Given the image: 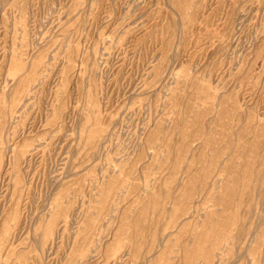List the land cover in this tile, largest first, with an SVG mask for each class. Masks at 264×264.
Returning <instances> with one entry per match:
<instances>
[{"label": "rangeland", "instance_id": "obj_1", "mask_svg": "<svg viewBox=\"0 0 264 264\" xmlns=\"http://www.w3.org/2000/svg\"><path fill=\"white\" fill-rule=\"evenodd\" d=\"M6 146L0 264H264V0H0Z\"/></svg>", "mask_w": 264, "mask_h": 264}, {"label": "bare ground", "instance_id": "obj_2", "mask_svg": "<svg viewBox=\"0 0 264 264\" xmlns=\"http://www.w3.org/2000/svg\"><path fill=\"white\" fill-rule=\"evenodd\" d=\"M24 69V67H22L21 69H19V70H23ZM25 71H26V69L22 72L21 71V74L19 75V77H20V79H22L21 77H23L24 76V74H25ZM26 78V77H25ZM22 81H23V79H22ZM19 83V82H18ZM22 86V85H21ZM25 96V95H24ZM11 118V117H10ZM12 150H13V148L11 147V146H6V147H3V149L2 148H0V158L2 157V155L6 152V153H9V152H12ZM5 155V154H4ZM6 155H8V154H6ZM12 155V154H11ZM10 155V156H11ZM5 157V156H4ZM9 158V157H8ZM8 158L6 159L7 160V162H4V165L5 164H7V163H10V161L8 160ZM2 160V159H1ZM10 160H11V157H10ZM7 165H9V164H7ZM4 167H6V165L4 166ZM9 167V166H8ZM8 167H6V169L8 168Z\"/></svg>", "mask_w": 264, "mask_h": 264}]
</instances>
